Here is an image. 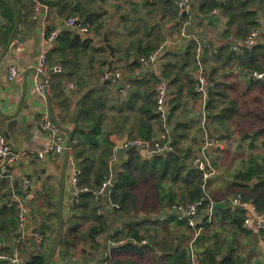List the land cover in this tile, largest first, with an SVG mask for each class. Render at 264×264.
I'll use <instances>...</instances> for the list:
<instances>
[{
	"label": "crops",
	"instance_id": "1",
	"mask_svg": "<svg viewBox=\"0 0 264 264\" xmlns=\"http://www.w3.org/2000/svg\"><path fill=\"white\" fill-rule=\"evenodd\" d=\"M218 1L219 5L206 15L199 10L201 0H193L195 20L191 29L199 37L200 57L208 75L216 83L208 96L211 119L207 130L218 134L220 143L209 150L216 172L211 176L206 191L215 204L228 200L235 206L234 196L241 192L250 194V188L243 189L235 183V173L251 164L264 162V131L261 130L264 126V78L255 75V71H264V54L257 60L259 66H255L247 61L245 52L241 54L232 48V38L237 37L240 28L232 24L230 30L233 35L228 34V0ZM246 1L257 13L261 29L257 44L264 45V0ZM36 5V0H0V135L5 136L16 151L24 152L21 160L6 163L8 176L0 171V211L4 207L16 206L18 217L13 190L17 194L29 192V228L33 233L42 231L43 225H49H46L45 240H51L53 245L56 241H53V234L58 236L59 230L58 205L65 151L56 153L48 150L54 138L41 125L43 113L50 112L47 98L42 97L37 89L38 83L44 80L37 65L47 28H56L58 33L68 29L74 32L65 20L73 14L81 15L74 12L75 9L105 13L107 26L101 32L91 29L88 37L92 41L90 48L79 56L73 52H65L62 56L55 52V40L47 63L50 71L55 65H62V70L51 76L49 93L55 119L73 131L74 141L80 129L94 126L96 117L88 115V111L102 114L101 126L96 129L97 143L91 144L88 140L85 143V156L94 157L95 168L107 147L114 148L125 137H143L138 135L146 115L143 107L151 101L150 98L153 104L154 99L156 101V83L160 77L169 81L167 108L172 138L174 134L182 135L177 138L178 146L191 151L186 153L183 161L186 170L196 167L195 156L207 130L201 122L204 98L196 91V60L192 68L196 54L198 60L199 50L198 47L188 48L195 39L178 42L177 0H64L57 7L43 4L40 11H36ZM17 22L11 47L2 56ZM108 26H111L110 41L116 46L112 72L122 73L119 83L113 78L107 82V69L113 59L104 38ZM151 43L153 48L149 50ZM161 45L163 49L158 59L148 61L151 53ZM228 48L235 51L231 59H228ZM257 49V54L264 52L262 47ZM179 57L187 59L184 66ZM14 64L22 74L20 78L11 80L9 67ZM213 91L216 100L211 105L210 93ZM150 123L153 125L152 138L160 139L162 120L159 118ZM59 129L62 143L66 145L69 133ZM41 151H45V155L41 156ZM140 151L144 157L148 156L144 150ZM130 154L129 150L121 153L117 163L119 170L122 169V158L126 159ZM84 159L82 156L81 161ZM80 173L81 165L72 148L64 194V237L68 242L61 243L53 264H167L166 257L185 246L192 247L193 264H199L197 255L203 249L201 246L211 243L209 237L215 232L222 240H234L249 262H264V238L260 232L263 228H258L257 218L247 226L244 222L253 230V238L239 232L226 217L222 220L216 218L204 231L208 238L195 243L194 229L174 213V207L169 203V196L182 198L189 184L172 181L168 177L163 185H159L161 189L156 174H136V183L130 187L132 195L127 201L128 208H120V203L113 201L111 193L100 198L91 197L89 206L81 207L77 212L75 205L79 202L80 193L73 188V178ZM23 179H30V184L24 186ZM257 182L259 179L254 177L248 187ZM239 207L244 208L245 215L254 216L253 205ZM6 216L1 215L2 218ZM18 223L17 219L15 229ZM77 223L79 225H75ZM6 226L5 223L0 229V250L11 253L18 246V239L14 229L6 233ZM93 226L104 230L94 240L87 236ZM35 246L33 235L20 243L22 264L36 254ZM224 253L227 255L228 251L225 250L223 256ZM0 264H4L1 259Z\"/></svg>",
	"mask_w": 264,
	"mask_h": 264
},
{
	"label": "trees",
	"instance_id": "2",
	"mask_svg": "<svg viewBox=\"0 0 264 264\" xmlns=\"http://www.w3.org/2000/svg\"><path fill=\"white\" fill-rule=\"evenodd\" d=\"M219 5L218 0H201V4L199 6L200 12L208 15L214 7ZM228 10V16L230 17L229 28L227 30L229 35H233V32L230 30L232 24H236L239 26V34H237V38L246 37L249 32L259 26V22L256 20V11L251 10L246 0H228L226 5ZM74 12H79L81 15L91 24V29L101 32L107 26V20L105 18V13H101L94 10H80L75 9ZM56 46L55 52H59L60 55H65L66 53H76V56L85 52L88 48L91 47V38H83L78 36L71 30H62L58 33L56 37ZM201 44L198 40H193L189 44V49L193 50L199 47ZM254 47H245V57L249 63L254 64L255 66H259L257 64V60L259 57H262L264 54L262 50V54H257V48H264L262 44H255ZM153 48L152 43L149 45V50ZM251 48V49H250ZM99 48H97L98 50ZM228 51V59H231L234 55L233 51L229 48L226 49ZM196 64L197 54L194 59V66ZM187 59L179 57V62L183 64L186 63ZM166 73V72H165ZM168 76V75H166ZM193 81V80H192ZM211 95V105L213 100H216L215 91L210 93ZM91 96V95H89ZM151 101L143 107V113H145V118L142 119L141 127H139V134L143 137L152 138L151 131L153 130V125L150 123L151 120L159 119V114L156 112V101L150 98ZM101 102V101H100ZM103 102V101H102ZM210 103V101H209ZM103 106V104L101 105ZM94 111H88V115L96 117L94 122V126L87 129H80L79 135L77 136V140H73L72 148L74 156L79 160V164L81 165V173L79 174V184L81 186H87L90 189H94L102 184L105 175L109 170V157L113 151V147H107L103 153L99 156L100 163L97 168L94 166V157L86 154L85 143L88 141L91 144L97 143L98 136L96 134V129L98 130L101 126L102 114H94ZM87 126V125H86ZM178 136H182L180 134H174L172 138V143L174 144V149L171 151H166L164 153L154 152L152 154H148L147 157H144L139 149L134 150L131 154L123 160L122 169L118 171V181L116 186L112 192V199L114 202L120 203V208L126 209L128 208V199H130L131 194V186H134L137 180L136 174L140 176H146L150 174L157 175V184L163 185L164 180L168 177L172 179V181H181L185 184H189L186 190H184V196L180 199H175L169 196V203L171 205H177L182 203H187L189 201H195L198 199H204L203 208L205 207V212L202 211V221L206 224L211 225L214 220L217 219H226V217L230 218L232 223H234L235 228L246 234L249 237H252L253 230L246 227L244 225L245 218L247 214H244V208L239 206H233L230 204L228 200L223 204H214L213 207V215L212 219H210V199L206 197L207 192L203 188V176L199 173L196 167L187 168L184 164V159L186 153L189 154L191 151L189 148L183 149L178 146ZM85 139V140H84ZM82 156L85 157L83 161H81ZM264 161V157H263ZM186 170V173L184 172ZM137 175V176H138ZM258 178L259 182L255 183L252 187H248L249 183L253 178ZM235 183L238 186L244 188H250V194L244 195L241 192V196L243 200L251 201L255 204L259 209L264 210V162L263 164H251L246 169H241L235 173ZM159 188L162 189L161 186ZM91 197H93L92 192L90 191H82L80 192L79 202L75 205V211H81V207H88L92 202ZM221 211V212H220ZM85 214L84 212H81ZM2 214H7L6 217L2 218ZM17 214H16V206L12 208L4 207L0 211V229H3V225L6 223V233H9L11 229H15L17 225ZM42 226V232L44 235L47 234V226ZM79 225V223L75 224ZM217 227L214 228L216 230ZM76 231V229H74ZM73 231V232H74ZM102 227L93 226L88 232V238L95 239L98 234L103 232ZM261 236L264 238V228L260 229ZM138 238H141L139 234H134ZM46 237V236H45ZM207 239L208 236L206 233L202 232L195 243L203 242V239ZM48 239V235H47ZM212 241L206 245H202L201 252L198 253L199 264H264V262L258 260L256 262H249L247 256L241 252L240 247L236 245L233 241L228 239L222 240L219 233L215 232L213 235L209 237ZM56 240L55 238L53 241ZM52 241V242H53ZM68 242V238L64 237L62 243ZM70 241V240H69ZM227 250L228 254L224 257L223 252ZM192 251L191 246H185L182 249L177 248L175 251L171 252L167 257V264H193L192 260ZM49 254L48 248L41 253L34 254L25 264H44L46 258Z\"/></svg>",
	"mask_w": 264,
	"mask_h": 264
},
{
	"label": "built area",
	"instance_id": "3",
	"mask_svg": "<svg viewBox=\"0 0 264 264\" xmlns=\"http://www.w3.org/2000/svg\"><path fill=\"white\" fill-rule=\"evenodd\" d=\"M114 1V0H108ZM36 11L42 9V3L40 0H36ZM217 10H214L216 12ZM177 18L179 22V33L180 40H198L199 37L191 29L195 20V14L193 9V0H177ZM258 20V18H256ZM66 24L73 28L74 32L77 35L82 36L83 38H88L91 33V25L83 16L80 14H73L65 20ZM261 29L260 27L253 28L249 34L244 38H237L236 36L232 38V48L241 53L245 47H250L255 45L260 37ZM58 35V30L56 28H47L45 31V43L41 48L39 60H38V71L44 73L45 79L38 83L37 89L39 94L46 98L47 93L50 89V80L51 76L62 70V65H55L51 71L47 67L48 63V54L52 44H54L56 37ZM163 49V45L156 48L147 59L150 62H155L158 59V56ZM198 67L196 70V91L203 95L204 98V107L202 114V125L205 130L208 129V123L211 119L210 109L208 107V96L209 91L214 90L216 83L208 75L206 67L203 63V60L200 57L201 46L198 47ZM21 71L19 67L14 64L9 67V79L16 80L21 77ZM109 76V74H107ZM255 75L258 78H264V71H255ZM112 78L116 83H119L122 78V73L120 71L112 72ZM124 91V88H122ZM168 90H169V81L164 77H160L156 83V112L159 114L160 119L163 122V132L161 138L158 140H151L148 138L136 137L129 139L124 145H115L109 159V170L104 177V180L101 185L94 189H90L87 186H81L79 184V176L76 174L73 178V188L76 193L82 191H90L93 196L100 198L104 194H111L116 186L118 181V171L117 163L121 159V153L128 151L129 147L133 146L137 149L144 150L147 154H152L154 152H166L174 149V144L172 143V126L169 121V110L167 108L168 101ZM41 125L43 129L48 132L54 138V142L49 145L48 150L56 153H62L66 149V145L62 143L60 129L56 121L52 118L50 112H44ZM220 143V137L218 134H213L211 137H208V130L206 131L205 139L201 145V148L197 155L195 156V165L198 168L199 173L203 176V188L206 191L208 182L211 176L216 172V166L212 160V156L209 152L211 145H217ZM40 155H45V151H41ZM24 157V152L16 151L13 148L12 143L7 140L3 135H0V171L4 176L9 174L6 172V163L13 160H21ZM123 160L125 158H122ZM22 183L24 186L30 184V179H23ZM207 192V191H206ZM23 193V192H22ZM13 194L16 196V204L18 207V226L13 232L17 235V247L12 253L0 250V259L4 261V264H22L23 258L20 252V243H23L29 235H33L35 239V248L36 253H41L44 251L43 244L45 241L44 233L40 231L31 232L28 222V216L30 215V193L24 192L23 194H17L13 190ZM77 194V195H78ZM210 199V219L213 215V207L215 202L207 195ZM235 206H249L253 205L255 214L247 215L245 218V225H249L252 219L257 218L258 228H264V213L260 212L252 202L243 200L241 194H238L232 199ZM204 204V198L198 199L195 201H189L187 203L174 205L173 211L179 218L186 220L189 225L194 229L196 240L199 235L205 231L208 227V224L204 223L202 220V206ZM117 207L119 205H116ZM2 247L0 243V248Z\"/></svg>",
	"mask_w": 264,
	"mask_h": 264
},
{
	"label": "water",
	"instance_id": "4",
	"mask_svg": "<svg viewBox=\"0 0 264 264\" xmlns=\"http://www.w3.org/2000/svg\"><path fill=\"white\" fill-rule=\"evenodd\" d=\"M64 0H40L41 3L47 5V6H51V7H57L61 4V2H63ZM18 28V22L15 25V28L9 38V41L5 47V50L2 54L5 55V53L8 51V49L11 47V43L13 41V38L16 34V30ZM111 31V26L107 27V31L105 32V41L107 42V46L110 48L111 51V55L113 57V59L110 60L109 62V67L107 69V72L109 74L108 78H107V82H111L112 80V71L114 69L113 67V62L114 59L116 58V46H114L111 41H110V36H109V32ZM201 43L203 44L204 41L201 40ZM41 77L43 79H45V75L44 73H40ZM46 98L48 100V104H49V110H50V114L52 116V118L56 121L57 125L61 128L64 129L65 131H67L69 133V138L66 144V149H65V160H64V166H63V172H62V177H61V193H60V197H59V205H58V214H59V230H58V236L57 239L55 241V243L52 245L49 254L46 258V261L44 264H53V261L55 259V256L58 252V249L63 241L64 238V233H65V217H64V194H65V178H66V172H67V167L71 158V153H72V141H73V131L68 129L67 127H64L63 125H61L54 117L53 114V108H52V102H51V95L48 92L46 95ZM261 130L264 131V126L261 128ZM213 135V133L211 131L208 132V137H211ZM64 139H66V136H63ZM128 140L127 137H125L124 139L120 140L118 143L119 145H123L126 141ZM214 145H211L209 150L211 148H213ZM136 147H131L129 149V152H132L133 150H135ZM158 153H163V152H158ZM76 198V197H75ZM74 200V199H73ZM256 237H258V234L255 235ZM226 255V253H224V256Z\"/></svg>",
	"mask_w": 264,
	"mask_h": 264
},
{
	"label": "rangeland",
	"instance_id": "5",
	"mask_svg": "<svg viewBox=\"0 0 264 264\" xmlns=\"http://www.w3.org/2000/svg\"><path fill=\"white\" fill-rule=\"evenodd\" d=\"M244 52H245V50H243V51L241 52V54L244 53ZM133 138H136V137H133ZM142 138H144V137H142ZM129 139H132V138H129ZM129 139H128V140H129ZM148 139H151V138H148ZM128 140H127V141H128ZM151 140L154 141L153 138H152ZM155 140H158V139H155ZM127 141H126V142H127ZM126 142H125V143H126ZM125 143H124V144H125ZM124 144H123V145H124ZM131 147H133V146H131ZM131 147H129V149H130ZM129 149H128V150H129ZM163 153H164V152H163ZM206 197H207V194H206ZM204 199H205V198H204ZM204 210H205V207L203 208V206H202V211H204ZM53 237L56 238V237H57L56 234H53ZM51 247H52L51 240H50L49 242L45 240V241H44V244H43V248H44V250H46V249L48 248V251H49ZM6 252H8V251H6ZM11 253H12V252H11Z\"/></svg>",
	"mask_w": 264,
	"mask_h": 264
}]
</instances>
